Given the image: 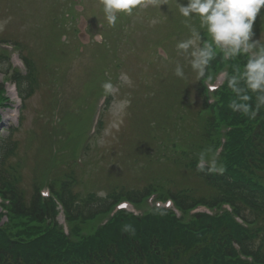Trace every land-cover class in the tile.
Instances as JSON below:
<instances>
[{"label":"rangeland","instance_id":"obj_1","mask_svg":"<svg viewBox=\"0 0 264 264\" xmlns=\"http://www.w3.org/2000/svg\"><path fill=\"white\" fill-rule=\"evenodd\" d=\"M81 2L90 27L86 43L76 32L77 23L84 37L86 21L77 19L74 9L81 10L75 5L79 2L0 0V40L17 44L19 53L30 58L33 73L19 124L13 110L20 109V103L8 87L12 101L0 111V154L3 144L13 140L4 155L9 163H18L27 192L35 180L49 183L68 174L75 178L71 187L80 193L77 198L140 189L156 180L163 182L158 191L186 186L197 190L199 182L192 172L169 164L172 143L191 140L196 126L194 113L180 105L190 98L196 102L194 110L198 107L199 94L185 88L187 79L194 82L190 86L196 85V76L175 47L190 35L193 18L185 22L177 4L186 5L187 0H157L131 15L121 13L115 27L108 25L99 0ZM95 33L104 40H97ZM253 33L252 39H264V19H256ZM12 60L19 64L15 53ZM176 62L184 65L186 84L174 75ZM122 74L130 77L131 85L120 80ZM106 80L119 91L107 95L103 123L91 138ZM124 99L131 104L121 112ZM13 126L18 129L12 132Z\"/></svg>","mask_w":264,"mask_h":264},{"label":"trees","instance_id":"obj_2","mask_svg":"<svg viewBox=\"0 0 264 264\" xmlns=\"http://www.w3.org/2000/svg\"><path fill=\"white\" fill-rule=\"evenodd\" d=\"M192 27L199 28L198 17L192 19ZM22 56L33 77L29 57ZM245 60L240 56L225 62L219 53L210 65L213 69L225 66L231 74L236 67L242 68ZM8 69L7 56L0 53V71L6 73ZM10 76L20 96L28 98L29 75L14 71ZM179 79L182 84L184 79ZM188 87L201 98V107L196 111L207 112L203 116L196 112L194 136L181 142V147L174 146L177 151L170 152L169 164L192 172L199 182L197 190L189 186L175 191L163 187L167 195L163 196L162 190H156L161 184L154 181L140 189H121L98 198L89 193L77 198L80 193L71 187L75 178L68 174L51 179V196L43 197L40 188L44 180L33 181L28 192L22 187L18 163H9L4 155L13 142L7 140L0 154V264H264V106L250 119L229 107L235 95L226 82L217 91L215 104L207 103L200 81L198 88L194 84ZM3 92L0 84V104L5 100ZM249 95V103L255 108L256 94ZM195 103L192 99L183 104L192 109ZM220 144L217 160L223 171H198V154ZM155 191L161 200L171 198L180 215L156 205L140 216L125 210L110 214L121 198L140 207ZM198 204L218 211L212 215L190 213ZM224 204L230 209H222ZM59 205L68 234L58 222ZM4 215L6 222L2 221ZM105 217L107 221L100 224ZM91 222L99 223L84 233ZM125 224H131L135 232H123Z\"/></svg>","mask_w":264,"mask_h":264},{"label":"clouds","instance_id":"obj_3","mask_svg":"<svg viewBox=\"0 0 264 264\" xmlns=\"http://www.w3.org/2000/svg\"><path fill=\"white\" fill-rule=\"evenodd\" d=\"M99 3L108 25L115 27L119 14L131 15L134 9L148 4L155 5L157 0H99ZM177 4L185 22L199 18V28L191 27L188 38L176 43L177 54L185 58L195 73L196 81L204 80L210 91H216L220 84L226 82L235 95V99L229 104L231 110L241 112L250 119L255 118L264 106V43L252 37L253 25L264 7V0H187L186 5ZM152 23L155 24L156 21L153 20ZM201 30L206 33V39L202 37ZM218 51L222 52L225 62L240 56L246 57L243 67H236L234 73L230 74L225 70L218 77H213L208 73V68ZM173 71L176 77H185L184 65L181 63L176 62ZM120 80L131 85L127 74H122ZM101 87L106 96L119 91L111 80L102 82ZM249 93L256 94L255 108L249 103L252 100ZM130 104V99L122 100L121 112ZM119 123L115 125L117 129ZM196 168L202 173L223 171L222 167H218L216 153L211 149L198 154ZM99 195L105 196L106 193L100 192ZM122 231L134 233L135 229L131 224H125Z\"/></svg>","mask_w":264,"mask_h":264},{"label":"snow or ice","instance_id":"obj_4","mask_svg":"<svg viewBox=\"0 0 264 264\" xmlns=\"http://www.w3.org/2000/svg\"><path fill=\"white\" fill-rule=\"evenodd\" d=\"M121 207H123V205Z\"/></svg>","mask_w":264,"mask_h":264}]
</instances>
